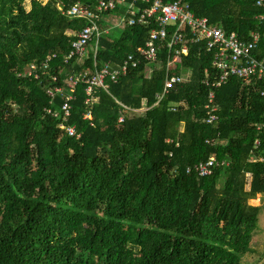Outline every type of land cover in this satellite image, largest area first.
Masks as SVG:
<instances>
[{
	"label": "trees",
	"instance_id": "trees-1",
	"mask_svg": "<svg viewBox=\"0 0 264 264\" xmlns=\"http://www.w3.org/2000/svg\"><path fill=\"white\" fill-rule=\"evenodd\" d=\"M186 1L196 17L242 40L264 30L256 0ZM96 3L0 0V264H242L261 210L248 201L264 195V81L232 77L207 87L217 76L212 54L186 39L188 53L175 58L170 76L188 80L154 106L175 57L160 42L156 62L141 60L108 81L90 108L86 86L76 89L69 125L81 137L70 138L54 116L64 99L47 91L74 73L116 68L156 27L112 25L106 13L96 58L89 47L82 61L64 64L87 24L66 12ZM114 14L129 18L126 7ZM106 23L121 28L118 38L104 33ZM52 54L45 76L40 66ZM253 54L264 58V42ZM211 91L218 120L206 125ZM210 158L218 163L211 176L187 173Z\"/></svg>",
	"mask_w": 264,
	"mask_h": 264
},
{
	"label": "built area",
	"instance_id": "built-area-1",
	"mask_svg": "<svg viewBox=\"0 0 264 264\" xmlns=\"http://www.w3.org/2000/svg\"><path fill=\"white\" fill-rule=\"evenodd\" d=\"M138 4H148V8H141ZM256 6L264 11V0H256ZM118 7H126L129 18H120L121 23L129 26L146 25L149 22L155 23L156 27L149 33V40L144 48L137 50L135 55L130 54L116 68L111 63H105L101 69L94 73L83 72L70 75L65 81V87L55 86L47 91L52 99L56 96L63 97L59 112L54 116L61 120L60 129L65 131L70 138L80 139L81 135L74 126L69 125V119L72 114L71 103L75 99L76 89L85 85L86 101L88 108L96 103V96L99 90H105L107 82H117L119 78L125 76L129 70L136 69L141 60L149 63L157 61V44L168 41V49L175 54L173 62L167 64V77L161 93L156 96L157 106L176 86H181L188 80V75L170 76V71L175 68L174 61L179 55H187L188 47L186 39L194 44H205V48L212 54L213 67L217 71V76L212 80H205L204 84L211 89H217L228 83L232 77L240 78L245 82L251 79L264 81V58H257L254 52L259 51L260 43L264 42V30L262 32L255 31L250 34L249 40H242L236 33L228 34L222 28L211 26L206 18H199L191 11L189 2L186 0H174L170 3H164L161 0H97L94 8L77 4L66 12V15L73 19H81L86 21L84 26L75 34L76 40L71 44L68 55L64 57V64L70 63L73 59L82 61L90 47L96 58L100 37L103 28L98 22L106 13H114ZM264 26V13L257 17ZM104 33H108L106 30ZM181 45L180 49H176ZM57 60V55L47 56L41 64L42 74L47 76L52 71V65ZM32 71L37 70L36 65H31ZM32 72H29L31 75ZM35 79H39L35 76ZM57 76L52 77V84H57ZM264 97V90L261 92ZM176 105L172 107V111H176ZM207 114L203 119L206 125H213L218 117L216 115L217 108L214 105V93L210 92L208 103L206 106ZM50 113V111H48ZM139 113L140 111H133ZM141 113V112H140ZM85 120L91 119V112L84 114ZM123 122V118L119 119ZM172 142V141H171ZM207 144H210L207 141ZM259 145L258 142L255 143ZM218 165L215 158H210L206 162H201L193 168H188L187 173H195L199 177H208L213 174L214 168Z\"/></svg>",
	"mask_w": 264,
	"mask_h": 264
},
{
	"label": "rangeland",
	"instance_id": "rangeland-1",
	"mask_svg": "<svg viewBox=\"0 0 264 264\" xmlns=\"http://www.w3.org/2000/svg\"><path fill=\"white\" fill-rule=\"evenodd\" d=\"M25 7L27 11L30 10L29 1L25 2ZM103 18H107V22H112V25L120 23V20L117 19L114 13L104 15ZM107 31L114 33V36L118 38L121 32V28H115L111 24L106 23ZM122 27V26H120ZM111 29V30H110ZM110 30V31H109ZM98 100V99H97ZM182 131V126H179L177 132ZM248 204L253 207H260V214L258 216V224L255 235L253 237L251 252L246 254L242 258V264H264V195L258 196L256 199L248 201Z\"/></svg>",
	"mask_w": 264,
	"mask_h": 264
},
{
	"label": "crops",
	"instance_id": "crops-1",
	"mask_svg": "<svg viewBox=\"0 0 264 264\" xmlns=\"http://www.w3.org/2000/svg\"><path fill=\"white\" fill-rule=\"evenodd\" d=\"M107 32H108V31H107ZM187 74H188V73H187ZM187 74H186V75H187ZM145 111H146V109L144 108V109H142L140 112H141V113H144ZM178 133H180V131H179Z\"/></svg>",
	"mask_w": 264,
	"mask_h": 264
}]
</instances>
